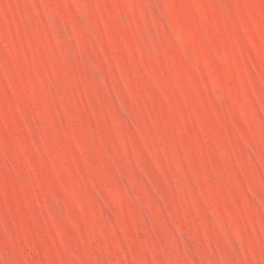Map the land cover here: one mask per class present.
Returning a JSON list of instances; mask_svg holds the SVG:
<instances>
[{"label": "rangeland", "instance_id": "374dc122", "mask_svg": "<svg viewBox=\"0 0 264 264\" xmlns=\"http://www.w3.org/2000/svg\"><path fill=\"white\" fill-rule=\"evenodd\" d=\"M0 264H264V0H0Z\"/></svg>", "mask_w": 264, "mask_h": 264}]
</instances>
